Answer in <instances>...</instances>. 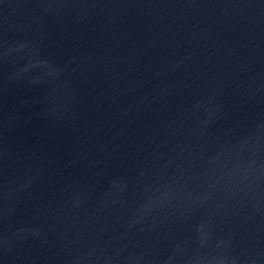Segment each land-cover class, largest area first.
I'll use <instances>...</instances> for the list:
<instances>
[{"label": "water", "instance_id": "water-1", "mask_svg": "<svg viewBox=\"0 0 264 264\" xmlns=\"http://www.w3.org/2000/svg\"><path fill=\"white\" fill-rule=\"evenodd\" d=\"M0 264H264V0H0Z\"/></svg>", "mask_w": 264, "mask_h": 264}]
</instances>
